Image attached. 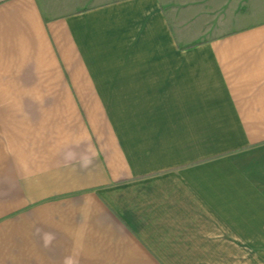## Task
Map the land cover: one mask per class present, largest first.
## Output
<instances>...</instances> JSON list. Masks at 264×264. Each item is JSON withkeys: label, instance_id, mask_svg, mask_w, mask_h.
Here are the masks:
<instances>
[{"label": "crops", "instance_id": "0c3cea01", "mask_svg": "<svg viewBox=\"0 0 264 264\" xmlns=\"http://www.w3.org/2000/svg\"><path fill=\"white\" fill-rule=\"evenodd\" d=\"M0 264H264V0H0Z\"/></svg>", "mask_w": 264, "mask_h": 264}, {"label": "trees", "instance_id": "16d2710c", "mask_svg": "<svg viewBox=\"0 0 264 264\" xmlns=\"http://www.w3.org/2000/svg\"><path fill=\"white\" fill-rule=\"evenodd\" d=\"M194 45H195V44H192L191 46H194ZM191 46H190V47H191Z\"/></svg>", "mask_w": 264, "mask_h": 264}]
</instances>
